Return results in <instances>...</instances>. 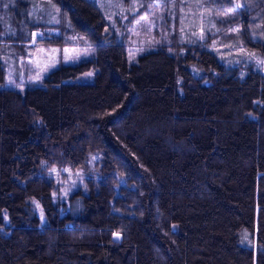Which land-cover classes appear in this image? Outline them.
Returning <instances> with one entry per match:
<instances>
[{"label":"trees","instance_id":"16d2710c","mask_svg":"<svg viewBox=\"0 0 264 264\" xmlns=\"http://www.w3.org/2000/svg\"><path fill=\"white\" fill-rule=\"evenodd\" d=\"M57 1L97 53L25 90L0 57V264H264V72L213 48L264 55V0L213 2L230 16L136 62L95 1ZM30 3L0 9L18 28ZM63 169L84 176L65 200Z\"/></svg>","mask_w":264,"mask_h":264},{"label":"rangeland","instance_id":"374dc122","mask_svg":"<svg viewBox=\"0 0 264 264\" xmlns=\"http://www.w3.org/2000/svg\"><path fill=\"white\" fill-rule=\"evenodd\" d=\"M4 1L11 3L12 6V2H16V0ZM21 1L31 3L29 6L26 5L27 8L22 6L19 21L24 24L18 28L13 17L5 15L2 8L0 9V57L6 67V86L25 90L27 85L42 84L45 77L64 64L74 65L96 55V45L91 38L76 29L70 13L61 2L57 0ZM93 1L101 7L108 21L106 34L110 36L117 34L120 39L125 37L131 62H136L141 54L158 45L169 42L178 19L181 37L196 41L205 35L211 22L215 25L214 16L221 19L230 16L229 12L217 14L213 12V2L216 3L219 0ZM232 1L238 5L243 4L242 0ZM130 15L134 16L128 24ZM144 17L147 19H143ZM169 21L171 23H168ZM65 24L69 31L67 27L63 30ZM237 34H240L239 30L235 31L232 39L227 40L228 43L233 45L239 42L240 38ZM61 38L65 41L71 39L72 42H61ZM239 44L235 47L220 43L218 48L216 44L213 48L224 62L232 64L248 61L264 72V55L260 51L247 48L242 42ZM251 53L255 55H250ZM92 74L86 76L83 81H92ZM37 75L40 77L38 80L35 79ZM56 175L60 183L59 196L63 200L68 198L84 178L81 170L63 169L56 171ZM241 236L244 244H252L250 230H243Z\"/></svg>","mask_w":264,"mask_h":264},{"label":"snow or ice","instance_id":"6c2138e0","mask_svg":"<svg viewBox=\"0 0 264 264\" xmlns=\"http://www.w3.org/2000/svg\"><path fill=\"white\" fill-rule=\"evenodd\" d=\"M53 7H55L54 5H53ZM143 19H147V17H144ZM137 23H139V21H137ZM42 35V34H41ZM250 55H255L254 53H251ZM90 75V74H89ZM40 77H39V75H37L36 77H35V79H39ZM53 171H55L54 169H53Z\"/></svg>","mask_w":264,"mask_h":264}]
</instances>
